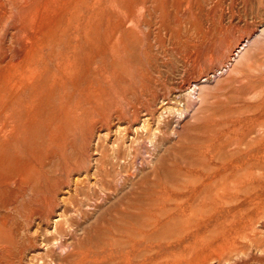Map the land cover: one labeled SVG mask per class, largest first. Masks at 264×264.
<instances>
[{
    "label": "rangeland",
    "instance_id": "rangeland-1",
    "mask_svg": "<svg viewBox=\"0 0 264 264\" xmlns=\"http://www.w3.org/2000/svg\"><path fill=\"white\" fill-rule=\"evenodd\" d=\"M2 53L0 264H264V0H0Z\"/></svg>",
    "mask_w": 264,
    "mask_h": 264
},
{
    "label": "bare ground",
    "instance_id": "bare-ground-1",
    "mask_svg": "<svg viewBox=\"0 0 264 264\" xmlns=\"http://www.w3.org/2000/svg\"><path fill=\"white\" fill-rule=\"evenodd\" d=\"M193 31L196 33V38H190V41H192V43H189V44H191V46L194 47V49H195L194 61L198 62L202 57H204L205 53H207L208 51H210L212 49L224 47L225 42H226L225 41L226 38H224V36L226 34V31H228V30L224 25H222V23L216 26V24L213 22L209 26L200 24L199 26H196ZM253 36H254V33H253ZM251 37L252 36H250L248 38H244L242 41H239V43L234 48L233 54H231L229 60L227 61L226 65L223 68H226V70H227V68H231L234 65V62L238 61L237 58L241 57L242 52L249 45V40L251 39ZM31 69H29V72L31 73V75L30 74L27 75V70L25 69L24 71H22V75H24V77L22 76L21 79L16 80V79H18L16 76L18 69H15L16 72H14L13 64L11 63L10 60H8L5 53H2V55H0V98L6 99L9 96V94L14 93V91L16 90V88L19 85H22V84L24 85V82L26 80L29 81L32 79L33 80L36 79L37 75L35 76V78H33V74H34L33 70L34 69L33 70H31ZM20 70H22V69H20ZM34 81L37 82L36 80H34ZM34 81H33V83H34ZM192 85H193V83H190L186 87V90H189V95H191V96H193V94L195 93V92L194 93H192V92L197 89V88L195 89V87L199 86L196 83L193 90L190 91V89H192ZM24 86H22V87H24ZM201 89L202 88H199L200 91H202ZM18 90H20V89H18ZM16 93H17V91H16ZM7 114L8 113L3 114L2 115L3 117H1V115H0V127H1L0 128V142H5L9 139V137H7V135L10 134V132H8L9 117Z\"/></svg>",
    "mask_w": 264,
    "mask_h": 264
}]
</instances>
